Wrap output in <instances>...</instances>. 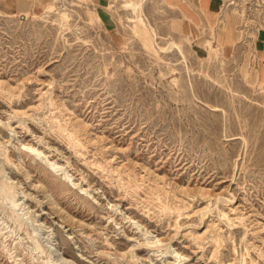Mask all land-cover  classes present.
Returning <instances> with one entry per match:
<instances>
[{"label":"rangeland","instance_id":"rangeland-1","mask_svg":"<svg viewBox=\"0 0 264 264\" xmlns=\"http://www.w3.org/2000/svg\"><path fill=\"white\" fill-rule=\"evenodd\" d=\"M214 1L0 0V264H264V0Z\"/></svg>","mask_w":264,"mask_h":264},{"label":"bare ground","instance_id":"bare-ground-1","mask_svg":"<svg viewBox=\"0 0 264 264\" xmlns=\"http://www.w3.org/2000/svg\"><path fill=\"white\" fill-rule=\"evenodd\" d=\"M137 5V4H136ZM139 5V4H138ZM132 6V5H131ZM140 6V8H141V4L139 5ZM135 7V6H134ZM136 9V8H135ZM136 11V10H135ZM143 21V20H142ZM150 32H152V35H153V37L155 38L157 35H156V33L154 32V29L153 28H151V31ZM145 35L147 36V38H149V36H148V33H145ZM173 43V42H172ZM174 44V43H173ZM172 45V44H171ZM211 46V45H210ZM178 48V47H177ZM159 49L160 50H162V51H165V50H167V48H165V47H161V46H159ZM179 50H180V52H181V49L180 48H178ZM76 129V128H75ZM71 132V131H70ZM66 133V132H65ZM71 136V135H70ZM71 138V137H70ZM33 149V148H32ZM6 154V153H5ZM7 157V156H6ZM10 159V158H9ZM2 161V160H1ZM7 161V160H6ZM8 162V161H7ZM6 163V162H5ZM3 168H4V166H3ZM2 168V169H3ZM3 173V172H2ZM1 173V174H2ZM5 173V172H4ZM26 174H28V173H26ZM29 176V175H28ZM5 181V180H4ZM3 181V182H4ZM7 181V180H6ZM4 183H6V182H4ZM1 184V183H0ZM12 185H14V184H12ZM8 186H10V185H8ZM184 191V190H183ZM186 191V190H185ZM152 192V191H151ZM150 192V193H151ZM181 193H182V190L180 191ZM188 192V191H187ZM184 193H186V192H184ZM15 195H16V193H14ZM175 195V194H174ZM188 195V194H187ZM16 196H13L12 195V192L10 191V190H8L7 189V184H1V186H0V200L3 202V203H7V204H5L7 207H8V204H9V209L11 210V212L15 215V208L18 206V203H17V201L19 200H16V198H15ZM179 197V196H178ZM33 198V197H32ZM182 199V198H181ZM184 199V198H183ZM182 199V200H183ZM151 200H153V199H151ZM155 200V199H154ZM172 200V199H171ZM180 200V199H179ZM170 201V200H169ZM1 202V203H2ZM149 202V201H148ZM154 202V201H153ZM163 202V201H162ZM166 202V201H165ZM164 202V203H165ZM172 202V201H171ZM175 202V201H174ZM183 202V201H182ZM163 203V204H164ZM166 204V203H165ZM151 205H152V203H151ZM167 205V204H166ZM160 206H163V205H160ZM169 206H171V205H169ZM178 206V205H177ZM168 206H166L165 208H164V211H166V210H169L168 208H167ZM182 207V206H181ZM158 208V207H157ZM180 208V207H179ZM189 208V207H188ZM163 212V211H162ZM12 213H11V215H12ZM172 213V212H171ZM16 214L18 215V212H16ZM180 215V214H179ZM13 217V216H12ZM17 218V220L20 222V223H22V221H21V219L19 218L20 216L18 215V216H16ZM22 217V216H21ZM15 223V222H14ZM18 223V222H17ZM34 239H35V237H34ZM175 253V252H174ZM176 256H179V254L177 253L176 254ZM179 257H181V256H179Z\"/></svg>","mask_w":264,"mask_h":264},{"label":"crops","instance_id":"crops-1","mask_svg":"<svg viewBox=\"0 0 264 264\" xmlns=\"http://www.w3.org/2000/svg\"><path fill=\"white\" fill-rule=\"evenodd\" d=\"M198 4L199 6L194 3V8L195 6L201 7V10H203L207 15L217 14L221 10L220 4L214 0H198ZM184 10L186 11L188 17H190V5H188V3Z\"/></svg>","mask_w":264,"mask_h":264}]
</instances>
